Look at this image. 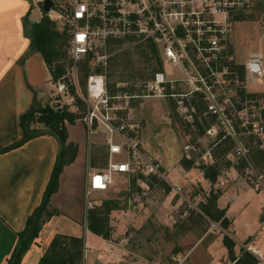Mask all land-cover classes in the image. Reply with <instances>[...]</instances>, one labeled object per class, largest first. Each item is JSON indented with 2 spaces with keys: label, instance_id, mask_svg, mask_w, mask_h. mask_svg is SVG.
<instances>
[{
  "label": "built area",
  "instance_id": "2783aa9c",
  "mask_svg": "<svg viewBox=\"0 0 264 264\" xmlns=\"http://www.w3.org/2000/svg\"><path fill=\"white\" fill-rule=\"evenodd\" d=\"M44 1L30 0L32 7ZM49 1L52 6L42 17L55 22L60 30L65 29L70 62L60 79L50 81L52 95L65 98L58 108L76 107L84 129L86 152H90L98 136L106 152L103 168L88 167L86 170L82 208L85 225L89 210L96 206L91 200L92 194L107 192L118 174L126 177V191L130 193L127 200L135 207L141 206L159 184L168 186L189 203L181 182L172 183L157 159L141 148L137 138L140 124L136 110L143 100L154 98L171 102L191 134L201 131L204 136H213L209 147L202 146V136H196L194 142L188 139L183 145L182 158L191 163L185 169L184 182L190 181L189 175L196 171L206 180L202 167L214 164L213 149L221 141L234 142L230 159L236 165L239 160L246 159L248 150L238 140L239 136L264 134V105L255 112L253 106L249 108L252 100L240 101L237 95L238 88L247 89L249 84L260 82L264 77L261 46L242 64L243 83L230 72L231 67L238 65L230 51L231 24L237 21L239 13L253 8L257 0ZM149 42L160 55L161 70L142 84L108 83L114 55L133 45ZM123 44L127 46L118 50ZM164 63L175 68L180 77H168ZM83 67L86 70L84 76ZM79 76L84 85L81 89ZM236 82L240 83L236 89L238 100L230 94ZM111 87L113 91H110ZM72 89L74 93H71ZM131 184L133 192L130 191ZM214 184L210 185L209 192ZM204 201L198 200L196 205ZM243 248L257 259L258 264H264V256L258 250L247 244Z\"/></svg>",
  "mask_w": 264,
  "mask_h": 264
},
{
  "label": "rangeland",
  "instance_id": "374dc122",
  "mask_svg": "<svg viewBox=\"0 0 264 264\" xmlns=\"http://www.w3.org/2000/svg\"><path fill=\"white\" fill-rule=\"evenodd\" d=\"M262 1L264 2V0H257L256 5L245 12V16L248 18H244L245 20L243 21H234L231 24L230 51L234 57V62L238 65H242L249 54L257 51L259 46H261V51L264 56V3H262ZM27 2L29 3L27 22L32 24L38 23L44 13L42 4L32 7L30 0H27ZM56 3H59V0H56ZM60 5H62V2H60ZM125 46H127V44H123L118 50L123 49ZM137 46L138 45H133L131 48L118 51L117 54L114 55L109 68L108 83L115 84L127 82L128 84H142L150 78L151 69L155 67V64L151 63L147 66L140 57ZM127 62H131V65H133L136 71L141 70L140 72L143 76H136L133 78L126 76L128 72L125 69V71L123 70V63ZM164 67V71L168 77H180L179 72L170 64L164 63ZM243 82L244 80L241 83ZM261 82V84L253 82L249 84L247 89H244L245 94L255 95V98L251 99L253 103L249 104V108L251 109L253 106L256 110L255 112H258V108L264 105V98L262 97L264 94V77L261 78ZM78 83L80 89L82 86L84 87V85H82L81 76L78 77ZM238 85H240V83L236 82V86L231 87L230 94L233 95V99L235 100H238L236 96ZM54 100H59V102L55 103ZM63 102H65V98L51 95L50 101L48 100L41 105V107L47 105L54 110H58V106H61ZM66 107L68 109L67 111L77 114L79 117L76 107L72 105ZM136 111L140 124V132L137 138L141 144V148L150 153L166 169L173 170V168H175V171L182 175L179 164L183 168V145L186 144L188 139L194 142L196 136H202V146L209 147L212 144L213 136L211 135L204 136L201 131L197 134H191L189 129L180 121V118L169 101L154 98L146 99L140 102ZM79 120L80 117L74 120L72 125L65 123V127L68 136L67 142H72L77 146L74 161L79 155V162L75 168L78 171L79 166L82 175L81 177L74 176L73 184L78 191L80 188L79 179L82 178L81 200L83 203L86 170L88 167L90 169L103 168L106 162V152L100 136L95 140V144L91 147L90 152H86L84 129ZM32 124L36 127L39 126L40 128L38 130H42L40 124L34 122ZM262 124L264 125V121H262ZM238 129L240 130L239 127ZM252 139H255L254 141L257 142L258 146L260 145L264 149V134L259 137L252 136ZM238 140L244 145L247 144L248 147L255 146L256 144L254 141L252 143L248 142L249 135L246 133L240 135ZM104 155L105 158L103 159ZM95 157L100 161L93 162V158ZM115 160H118V158L116 157ZM222 160L223 158L220 157L217 159L218 163ZM183 170L185 171L184 168ZM195 175L197 178H194L195 176L193 175L190 181L181 182L183 194L185 197H188L189 203L180 199L172 190H170L169 193L165 192V187L159 184L152 190L150 197L138 207L133 206L132 202L131 204L128 203L127 196H129L130 193L126 191V177L119 174L115 175L114 185L107 192H95L91 196V200L95 202L96 206H101L104 200H116L118 202L120 210L112 211L109 215V220L112 221V223L109 222V240L120 242L121 239H126L127 241L133 242V239H140L152 242L154 243V247H157L160 252L162 250L167 252L169 259L170 256H175L178 253L177 250L185 254V250L187 251L191 248L190 245L185 247L182 243L177 245L178 241L174 239L175 235L183 232L187 225L194 224L198 226L199 230L195 233H200L205 231V228H209L214 233H209L208 239L213 238L218 233L221 234L222 230L218 224L213 225V223L199 217V205L196 204H198V200L207 198L206 194L209 192L210 183L201 178L198 171H196ZM65 180L66 183L69 184L70 175H67ZM169 180L171 182L174 181L171 176H169ZM212 188V191L219 192L220 194L225 190L229 193L221 196L219 205L223 209H226L228 215L233 219L235 239L233 250L238 249L249 235L256 234V237L261 236L262 238L259 226L261 225L260 207L262 206V202H264V196L256 195V193H264V168L259 167L257 163H253L251 159H248V163L244 169H235L233 167L226 168L223 165L214 187ZM130 191L133 192V184H131ZM230 199H234L231 204L229 203ZM128 224L130 225L127 226ZM166 224L167 226H171V228H167ZM203 224L205 225L204 228L200 226ZM161 238H168L169 244L166 245L161 241L158 242ZM230 238L233 239L231 227ZM206 241L207 240L203 241L199 248L203 247ZM107 246L106 243L100 240H87L86 254L82 263L87 264L88 261H91V257L95 254V251H97L96 253H102ZM221 250L223 254H227V250L224 246L221 247ZM210 264H221V262L217 259L213 260Z\"/></svg>",
  "mask_w": 264,
  "mask_h": 264
},
{
  "label": "crops",
  "instance_id": "0c3cea01",
  "mask_svg": "<svg viewBox=\"0 0 264 264\" xmlns=\"http://www.w3.org/2000/svg\"><path fill=\"white\" fill-rule=\"evenodd\" d=\"M28 14L27 0H0V264L8 263L17 245L18 235L24 230L28 217L40 205L59 153L57 139L43 132V127L38 136L22 145L7 149L19 142L23 136L21 116L33 107L50 101L52 95L50 73L42 57L30 49ZM32 128L40 127L32 125ZM78 162L79 155L71 165L64 167L59 176L58 190L49 199V208L55 214L42 226L19 264H38L56 235L83 237L82 260L86 254L87 240L96 239L108 245L102 253L95 251L87 264H210L217 259L221 264H231L227 254H223L221 250L222 236L227 234L223 229L221 234L208 239L209 233H214L209 228L195 233L199 230L198 226H185L184 231L176 234L174 239L178 241L177 245L182 243L185 247L190 245L191 248L185 250V254L177 250L178 253L169 259L167 252H160L152 242L140 239H133V242L121 239L120 242H115L92 234L87 230L82 218V178H78V191L73 184L74 176L82 175L79 166L78 171L75 168ZM162 168L168 178L173 177L172 183L182 182L185 171L180 164L182 175L176 172L175 168ZM67 175H70L69 184L65 180ZM193 175L197 178L194 173L189 175L190 178ZM224 194L229 193L222 191L216 205L225 211V217L230 223L228 231L230 232L231 227L235 242L233 219L226 209L219 205V200ZM256 195L264 196V193ZM233 201L234 199H230L229 203ZM260 208L259 231L262 238L256 237V234L249 235L238 249L233 250L235 256L240 254L247 240V245L264 256V202ZM200 226L204 228L205 225ZM166 227L171 228L167 224ZM167 239L161 238L158 242L168 245ZM205 240L207 241L203 247L199 248Z\"/></svg>",
  "mask_w": 264,
  "mask_h": 264
},
{
  "label": "trees",
  "instance_id": "16d2710c",
  "mask_svg": "<svg viewBox=\"0 0 264 264\" xmlns=\"http://www.w3.org/2000/svg\"><path fill=\"white\" fill-rule=\"evenodd\" d=\"M244 18L248 17L245 16V13L243 12L237 15L238 21H243L245 20ZM28 31L31 52L37 53L42 57L43 62L50 73L51 80L53 82L57 81L65 74L66 68L70 64L66 49L68 35L65 29L60 30L55 22H52L47 17L43 16L38 23L29 25ZM137 48L140 52V57L147 66L151 63L155 64V67L151 69V75L161 70L162 64L160 55L157 53L153 44L150 42L140 44ZM124 69L128 72L126 76H129L130 78L143 76L140 72L141 70L136 71V69L133 68V65H131V62L123 63V70ZM82 70V75L84 76L86 70L84 67ZM230 72H232L233 78L236 76V79L243 81L244 71L242 65L231 67ZM110 91H113L112 87L110 88ZM71 93H74L73 89L71 90ZM237 95L239 96L240 101H243L246 98L249 100L255 98L254 94H245L244 90L239 88L237 90ZM262 97L264 98V94ZM78 104L80 105V102H78ZM67 110V107L54 110L47 105H44V107L39 105L33 107L21 116L20 124L23 130L21 140L7 148L11 149L22 145L26 141L42 133V130L36 128L31 129L33 122L40 124L44 128L43 132L45 131L46 133L53 135L59 143V153L42 201L28 217L24 230L18 235L17 245L7 264H19L23 254L37 238L42 226L55 214V212L49 208V199L52 194L57 192L58 179L64 167L73 163L77 152V146L72 142H67L68 136L65 123L72 125L74 120L79 117L77 114L71 113ZM262 117L264 119V110H262ZM254 140L255 139H252V136H249L248 142L252 143ZM254 143H256L255 146L249 147L245 144L248 149L246 159L239 160L238 165L236 166L233 165L230 159L234 142L226 139L218 143L213 149L214 164L208 167H202L204 178L212 186L216 182L223 165L226 168L233 167L235 169H244L248 163V159H251L253 163H257L259 167L264 168V149H261L256 141H254ZM219 157L223 158V160L218 163L217 159ZM104 158L105 155L103 156V159ZM98 161L100 160L96 157L93 158V162ZM190 166V162L183 161L184 169H188ZM163 186L165 187V192L169 193L170 188L166 185ZM220 195L221 194L216 191L214 192L211 190L209 192L204 203L199 205V210L201 212L199 217L218 224L221 229L227 231V234L223 235L222 245L227 250L231 264H258L257 259L244 248L241 249L238 256H235L233 251L235 242L230 238V232L228 231L230 223L225 217V211L217 208L216 205L217 199ZM116 210H120L116 200H104L102 201L101 206L93 207L88 213L86 221L87 230L104 240H109V215L112 211ZM246 243H248V240L243 245ZM83 249V237L56 235L50 242L44 255L40 258L38 264H82Z\"/></svg>",
  "mask_w": 264,
  "mask_h": 264
},
{
  "label": "water",
  "instance_id": "95a60500",
  "mask_svg": "<svg viewBox=\"0 0 264 264\" xmlns=\"http://www.w3.org/2000/svg\"><path fill=\"white\" fill-rule=\"evenodd\" d=\"M51 6H52L51 2L49 0H45L44 3L42 4V9L44 13L48 12ZM29 24L32 25V23Z\"/></svg>",
  "mask_w": 264,
  "mask_h": 264
},
{
  "label": "bare ground",
  "instance_id": "6f19581e",
  "mask_svg": "<svg viewBox=\"0 0 264 264\" xmlns=\"http://www.w3.org/2000/svg\"><path fill=\"white\" fill-rule=\"evenodd\" d=\"M258 84H261L262 82L260 81V82H257Z\"/></svg>",
  "mask_w": 264,
  "mask_h": 264
}]
</instances>
